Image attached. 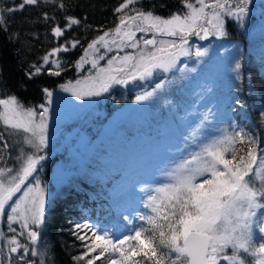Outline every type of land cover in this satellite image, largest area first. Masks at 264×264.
<instances>
[{
  "label": "snow or ice",
  "instance_id": "1",
  "mask_svg": "<svg viewBox=\"0 0 264 264\" xmlns=\"http://www.w3.org/2000/svg\"><path fill=\"white\" fill-rule=\"evenodd\" d=\"M40 2L19 0L16 6L0 7V28L7 25L5 14ZM137 2L122 0L115 9L118 23L92 40L76 62L77 69L91 64L95 74L89 72L74 84H63L61 91L83 102L107 93L113 85L144 81L158 72H194L195 68H188L187 64L178 68L180 58L194 54L199 60L207 50L197 48L193 53L189 38L226 37L225 18L235 19L243 26L251 0H181L186 11L167 18L130 7ZM79 23L78 19L68 18L69 27ZM138 33L142 34L139 38ZM52 34L58 38L64 30L53 27ZM77 43L72 42V47ZM125 49L132 52L119 55ZM61 51L68 49L54 48L43 61L48 63L50 56ZM113 51L117 54L107 59V66H100L99 62ZM53 63L60 68L58 61ZM33 67L39 74L40 67ZM240 68V63H236L234 70L239 73ZM49 75L58 76L60 72ZM167 83L164 80L155 84L152 91L138 95L136 102L152 98ZM43 93L45 103L39 109L24 105L16 96L0 98L2 147L9 148L7 133L20 135L22 143L32 149L30 153L20 149L17 168L0 167V218L6 216L8 231L12 233L7 239L9 264L13 259L20 264H37L36 259L28 257H39L38 264H45L47 255L46 246L44 251L36 247L42 236L39 229L45 227L46 219L45 188L34 176L38 166L42 169L41 162L47 158L42 153L49 144L53 92L45 88ZM207 119L206 115L204 120ZM191 135L195 137L197 132ZM197 147L199 150L190 152L166 173L168 182L151 190L144 203L147 214L137 217L140 226L128 234L115 236L90 224L76 225L74 234L85 248L74 257L77 264H264V149L253 135L231 124L220 136ZM13 225H19L20 231ZM25 234L28 243L17 238ZM2 239L4 233L0 232Z\"/></svg>",
  "mask_w": 264,
  "mask_h": 264
},
{
  "label": "rangeland",
  "instance_id": "2",
  "mask_svg": "<svg viewBox=\"0 0 264 264\" xmlns=\"http://www.w3.org/2000/svg\"><path fill=\"white\" fill-rule=\"evenodd\" d=\"M130 7L136 8V4ZM229 19L232 18H225V27ZM241 27L247 29V43L256 35L264 34V0H251L248 15ZM140 35L138 33L137 37ZM229 35L220 39L214 36L206 40L196 36L189 38L193 53L197 48L207 50L206 55L199 60L194 54L180 58L178 68L187 64L188 68H195L194 72H158L144 81L113 85L108 92L117 86L122 89L130 86L138 89L139 86L141 89L103 118L96 117L92 109L106 93L81 102L60 88L53 90L48 121L49 144L42 153L47 158L41 162L42 169L38 166L37 173H34L41 183L43 181L45 188V219L49 200L68 184L77 183L84 173H89L100 181L109 180L105 186L108 194V202L105 203L112 209L113 215L108 228L101 231H108L115 236L131 232L139 221L137 217L140 216V210L144 209L148 195L152 194L151 190L168 182L166 173L190 152L199 150L197 145L220 136L222 130L231 124L224 103L231 80L239 75L234 68L239 63L242 48L241 42ZM130 52L131 49H125L119 55ZM116 54L115 51L108 53L105 60L99 62L100 66L106 67L107 59ZM78 70L77 76L71 81L73 84L78 79H84L89 72L95 74L91 64H85ZM164 80L168 83L162 91L148 100L136 102L138 95L152 91L155 84ZM206 115L208 119L205 121ZM260 129L264 131V122L260 123ZM3 131L0 126V132ZM194 131L197 132L195 137L191 135ZM5 137L9 148L4 149L0 142V156L3 157L0 167L17 168L16 157L20 149L23 148L26 153L32 149L22 143L20 135L5 133ZM261 137L260 147L264 149V134ZM30 180L35 183L34 179ZM2 219L0 232L4 233V239L0 240V251L4 247L8 253L7 239L12 233L8 231L6 216L3 222ZM84 224L100 230V225L88 221H74L67 227L62 226L69 236L67 242L70 243L74 264H77L74 257L85 251L83 242L74 234L76 225ZM13 227L20 231L19 225ZM46 227L47 223L39 229L42 236L36 247L44 251L46 246L47 255L44 259L45 264H49ZM259 235L257 231L256 236ZM17 238L22 243H28L26 234ZM12 255L15 257L16 254ZM28 259H36L38 264L39 257ZM79 264L85 262L80 261Z\"/></svg>",
  "mask_w": 264,
  "mask_h": 264
},
{
  "label": "trees",
  "instance_id": "3",
  "mask_svg": "<svg viewBox=\"0 0 264 264\" xmlns=\"http://www.w3.org/2000/svg\"><path fill=\"white\" fill-rule=\"evenodd\" d=\"M121 2L53 0L44 3L41 0L35 6H26L23 11L5 14L7 25L0 28V97L16 96L24 105L39 109V105L45 103L43 89L53 91L71 82L77 76L79 70L76 62L83 55L86 45L118 23L119 14L115 9ZM18 3L19 0H0V7L16 6ZM60 4L64 7L61 8ZM136 8L152 11L164 18L186 11L181 0H138ZM69 17L78 19L80 23L69 27ZM57 26L64 30V34L58 38L52 34L53 27ZM225 29L232 39L241 42L242 48L238 58L241 68L239 75L230 82L224 103L225 112L229 114L231 125L253 135L260 146L264 134L260 129V123L264 122V34L256 35L247 43V29L243 30L235 19H229ZM74 41H78L75 48L72 47ZM57 47H66L68 51L50 56L49 62L45 63L43 57ZM54 61L60 63L59 69ZM33 66L40 67L39 74H36ZM55 71H59L60 75H49ZM136 89L117 86L97 100L92 112L98 118L105 117L141 88L138 86ZM108 181L103 182L84 173L77 183L68 184L49 200L46 215L49 264H74L70 243L67 242L69 236L62 226L67 227L74 221H88L100 225V231L108 228L113 215L112 209L105 203L108 202L105 187ZM147 212L144 208L140 210V215ZM140 224L141 221H138L136 227ZM7 256L3 247L0 251L2 264H9ZM12 264H18V261L13 259Z\"/></svg>",
  "mask_w": 264,
  "mask_h": 264
}]
</instances>
